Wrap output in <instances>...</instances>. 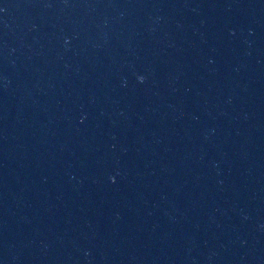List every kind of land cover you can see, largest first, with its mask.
Listing matches in <instances>:
<instances>
[{
    "label": "water",
    "instance_id": "95a60500",
    "mask_svg": "<svg viewBox=\"0 0 264 264\" xmlns=\"http://www.w3.org/2000/svg\"><path fill=\"white\" fill-rule=\"evenodd\" d=\"M104 0H0V152L46 77Z\"/></svg>",
    "mask_w": 264,
    "mask_h": 264
}]
</instances>
